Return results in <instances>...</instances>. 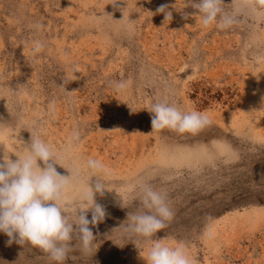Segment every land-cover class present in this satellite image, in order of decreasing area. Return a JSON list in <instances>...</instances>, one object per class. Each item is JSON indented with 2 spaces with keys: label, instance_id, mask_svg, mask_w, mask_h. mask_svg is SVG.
<instances>
[{
  "label": "rangeland",
  "instance_id": "1",
  "mask_svg": "<svg viewBox=\"0 0 264 264\" xmlns=\"http://www.w3.org/2000/svg\"><path fill=\"white\" fill-rule=\"evenodd\" d=\"M157 102L210 123L152 129ZM31 134L59 154L61 175L87 181L89 159L109 173L95 195L105 218L89 225L97 248L73 240L65 264H147L157 240L185 245L192 264H264V8L220 30L185 0H0V157L16 159ZM144 184L173 212L150 240L124 231ZM8 240L0 233V264H51Z\"/></svg>",
  "mask_w": 264,
  "mask_h": 264
},
{
  "label": "clouds",
  "instance_id": "2",
  "mask_svg": "<svg viewBox=\"0 0 264 264\" xmlns=\"http://www.w3.org/2000/svg\"><path fill=\"white\" fill-rule=\"evenodd\" d=\"M186 4L198 10L205 28L215 25L220 30L231 28L242 8L253 12L264 8V0H237L233 12L224 10V0H185ZM158 11L165 12V8L162 6ZM165 19H172L170 12L165 13ZM41 47L37 43L36 50ZM148 110L154 114L151 124L156 130L167 128L179 134H194L210 123L207 114L182 111L167 102L153 103ZM78 140L79 132L74 131L70 144ZM8 153L0 157V233L7 235L8 243L15 241L39 248L48 254L51 264H65L73 250V240L80 242L84 252L97 248L89 225L102 222L106 215L104 207L95 200L96 194L103 196L108 189L109 173L102 163L96 159L87 161L86 167L92 173L89 178L97 177L94 186H90L89 178L81 179L79 169L67 176L58 173L55 165L61 166L59 154L38 134H31L21 154L14 153L16 159ZM70 191L74 192L71 200ZM140 199L144 210L127 217L129 222L124 225V231L150 240L166 227L165 222L172 219L173 212L166 192L148 184L142 186ZM147 264H192V259L185 245L169 246L157 240L148 251Z\"/></svg>",
  "mask_w": 264,
  "mask_h": 264
}]
</instances>
